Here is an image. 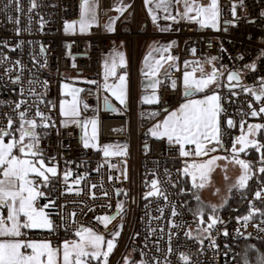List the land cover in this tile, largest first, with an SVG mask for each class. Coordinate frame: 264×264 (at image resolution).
<instances>
[{"label": "built area", "instance_id": "2783aa9c", "mask_svg": "<svg viewBox=\"0 0 264 264\" xmlns=\"http://www.w3.org/2000/svg\"><path fill=\"white\" fill-rule=\"evenodd\" d=\"M36 3L30 11L31 0H13L11 4L0 0V128L6 127L11 117L14 130L21 111H27V118L39 124L40 118L35 116L39 109L49 118L45 121L49 126L36 129L43 133L38 146L43 157L57 168V176L47 188L55 201L50 211L54 230L30 232L21 238L45 239L60 247L81 227L94 229L109 239L118 225L121 229L108 264H125L126 258L129 264H184L182 253L189 257L188 264H250L239 259L246 239L259 244L264 259V215L256 212L245 221L248 214L226 211L205 232L209 220L206 223L205 218L201 221L191 213L178 191L189 180L183 169L195 155L181 156L179 145L153 137L149 131L187 100L185 67L214 53L218 70L223 73L216 87L222 108L219 120L223 147L218 148L230 153L233 142L248 125L264 124V114L249 115L250 104L258 110L264 101H256L244 91H259L264 80V0H219V26L214 30L180 21L174 34L178 43L171 49L174 59L160 74L155 90L158 102L151 104H144L140 96V41L146 44L166 34L157 32L147 15H139L142 0L133 1L132 19H127L126 13L118 16L112 31L106 28V20L113 0H98L97 23L86 34L63 32L65 21L80 18L81 0ZM115 40H124L128 53L129 90L123 113L105 107L102 58L112 50ZM230 72L239 73V82L228 81ZM173 81L175 88L171 86ZM77 84L81 110L78 117L65 124L60 97L65 85ZM20 101L25 103L16 109ZM228 119L233 127L227 125ZM90 120L97 122L96 138L91 142L96 146L85 148L84 134L92 125L85 129L75 121ZM105 145L120 146L122 150L126 147V154L106 157ZM185 150L193 151L187 146ZM252 166L244 205L250 212L253 207L264 211V198L255 196L264 189V173L258 171L264 165L259 158L252 160ZM65 173H70L67 183ZM153 180L158 181L163 195L146 196L153 191ZM118 203L122 210L117 208ZM103 216L115 219L105 227L97 219Z\"/></svg>", "mask_w": 264, "mask_h": 264}, {"label": "snow or ice", "instance_id": "6c2138e0", "mask_svg": "<svg viewBox=\"0 0 264 264\" xmlns=\"http://www.w3.org/2000/svg\"><path fill=\"white\" fill-rule=\"evenodd\" d=\"M9 4L13 3V0H8ZM18 3V0H16ZM121 7L116 8V11L123 14V12L130 7V5H124L123 0H118ZM145 6L148 7L149 15L151 16L153 23H155L158 17L154 14V9L150 5L155 4L156 9H163L166 13H169L170 6L172 4L180 3V0H144ZM184 12L181 14L188 20H196L202 27L209 26V22L212 27H216V22L219 17V5L218 0H209L207 5L197 3V0H183ZM37 7L36 0H31L30 11ZM19 10V9H18ZM195 13V16L192 13ZM233 14L235 15V5H233ZM80 20L77 22L80 26V31L84 32L92 23L96 21V0H81L80 5ZM166 19L175 20L176 16L168 15ZM118 17L110 19L106 28L109 31L114 30L112 25ZM75 23L66 24L65 31L73 30ZM162 31L164 29H161ZM41 51H44L42 48ZM167 51V48L164 49ZM194 51V50H193ZM120 55V64L124 65L123 54ZM151 55V53L149 54ZM147 59V58H146ZM164 59V57H161ZM168 60L174 59L173 57H167ZM215 57L212 58L214 60ZM211 62V61H209ZM188 62H186L187 64ZM199 63V62H194ZM19 64V61H17ZM107 67V65H106ZM160 67V62H156V69L150 70L145 75H156V71ZM254 69L255 65H249ZM116 64L113 62L110 74L115 75ZM196 69L192 72H185L183 77V83L185 87L184 95L190 96L193 91L202 92L215 84L219 77L223 75L215 67L211 73L205 74L203 68H200L201 75L196 77ZM109 73H106V78ZM19 76L16 77L18 82ZM227 79L232 82H239L240 75L238 72H230ZM120 95L113 92V95H117V99L123 104L125 103L124 89L126 77L121 75L119 77ZM29 83H33L29 81ZM92 83H95L94 81ZM160 83L159 80L154 81L148 86L155 89L156 85ZM173 88L176 87V82L173 81ZM219 86V85H217ZM65 87H67L65 85ZM109 86L106 84L105 88ZM23 91V90H22ZM80 89H73V101H72V116H78L79 113L75 111L76 93ZM256 101H264V80L261 81V87L259 91L246 88ZM34 94V93H33ZM221 97L213 92L211 95H206L203 99L192 100L189 99L186 103L181 104L179 109L172 111L165 120L157 124L150 129L152 136L157 138L167 137L170 143H175L180 146V155L188 157L195 155L196 157L208 156L210 152H215L217 147H223L221 141V127L219 116L222 112ZM144 101L147 103L158 102V98L153 93L151 98L144 97ZM25 101L16 103L15 108L20 109L21 105ZM87 107V106H85ZM249 115L252 117L260 116L264 114V104H261L257 110L251 104ZM61 113H64V105L61 103ZM155 115V114H153ZM35 116L40 118L38 124L35 119L27 118V111L19 112L20 124L17 129L12 130L14 123L11 117L8 118V124L4 128H0V264H91L92 261H97L98 264H108V257L113 251L115 244L114 240H107L102 235L95 233L91 228L81 227L75 233L79 237L78 241H64L60 247H53L50 241H35L22 239L26 235L24 230L30 229H48L54 230L53 222L49 219L48 214L45 213L44 208L54 207L55 201H49V204L43 207H37V200L44 196L45 193L40 190L41 185L47 187L51 177L57 176V168L55 166L48 167L45 165L43 153L39 148V135L36 131L38 127H48L45 123L48 117L36 110ZM76 123H82L85 129L88 124L92 125L93 134L91 140L96 138V120L90 121H75ZM229 127H233V121L228 119L226 121ZM244 125L241 124L243 129ZM264 130V124H250L242 134L236 138L231 147L232 162L239 165L241 168V175L238 177L237 182L233 187L244 188L247 182L252 178L253 166L251 162L245 161L239 158L240 153H245L248 148H254L257 152L261 153L260 161L264 165V143H260L254 137L257 133ZM16 132L19 133L18 137ZM5 137H9L7 143H5ZM83 140V146L85 148L95 147V144H90L89 138H87V132H85ZM249 137H253L250 139ZM27 141V142H26ZM212 144V147H208ZM185 145H194V151H186ZM237 145H240L237 148ZM110 145L104 146V155L107 157L110 155ZM113 155L126 154V147L124 150L111 153ZM220 159H227V157L212 156L210 159L202 163H193L183 169L185 175H191L193 181V187L203 188L208 179V174L212 171L216 162ZM193 169V171H189ZM258 171L264 173V166H261ZM197 173H199L200 182L197 183ZM51 174V175H48ZM70 173L64 174V180L67 183ZM78 178L75 184L80 183ZM95 188L96 185H92ZM153 191H149L146 196L163 195L158 188V181L153 180L151 183ZM71 191V189H68ZM106 196L107 193H104ZM257 199L264 198V189L255 193ZM93 198L94 194H93ZM167 197H165L166 199ZM199 200V196L196 197ZM117 208L122 210V205L117 204ZM7 209V215H3V210ZM213 212L216 211V206H212ZM260 212L264 215V211L253 207L248 216L243 219L248 221L256 213ZM74 215V214H73ZM176 215L175 211L172 213ZM105 227L115 217L103 216L97 217ZM210 223L208 227L204 229L207 232L218 223V218L215 216L209 217ZM176 226V225H174ZM264 230V229H261ZM227 235V232L224 233ZM113 237L119 235L118 232L112 233ZM106 245V248L104 247ZM180 259L184 261V264H188L189 257L185 254L180 255ZM125 264H129L127 258ZM143 264V262H141ZM264 264V261H262Z\"/></svg>", "mask_w": 264, "mask_h": 264}, {"label": "crops", "instance_id": "0c3cea01", "mask_svg": "<svg viewBox=\"0 0 264 264\" xmlns=\"http://www.w3.org/2000/svg\"><path fill=\"white\" fill-rule=\"evenodd\" d=\"M133 1L134 0H123V4L124 5H130V7H131L133 5ZM197 3L202 4V5H207L209 3V0H197ZM112 5H113V8H112V11L110 13V17L106 20V25H108L110 19L116 18L119 15H121L120 12L116 11V8L121 7V4L118 2V0H113ZM218 5H219V0H218ZM150 6L153 7L154 14L158 17V19L155 23H153V20H152L151 16L149 15L148 7L145 6L144 0H142L141 7L139 10V15L142 17L144 15H147L149 20H150L149 23L151 24V26L157 32H160V33H163L166 35H163L161 37L152 38L146 44L144 41H140V48L138 51L139 52V72H140L139 85H140V89H141V94H140L141 100L144 104H151V103L145 102L144 97L147 96V97L151 98L153 96V93H155V90L159 86V84H158V85H156L155 89H153V88L149 87L148 85L153 83L156 80L160 81V74L163 73L167 69L168 64L171 61V60H168L167 57L171 56L172 47L178 43V37L174 34L178 30L179 22L180 21H190L181 15L184 12L183 0H180V3H178V4H172L170 6L169 13H166L163 9H156L155 4L150 5ZM130 7H128L123 12V13H126L125 17L129 20L132 19V16L134 14V12L132 11V9ZM219 10H220V7H219ZM169 14L172 16H176V19L175 20L166 19L165 17L168 16ZM192 15L195 16V13L193 12ZM219 18H220V11H219V17H218L217 22H216V27H212L210 22H209V26H207V27H202L199 23L196 22V20H191L190 22H194L199 27L204 28L206 30H214L219 26ZM116 20L117 19H115V22H116ZM115 22H114V24H115ZM114 24L112 25V27L114 26ZM161 29H164V30L162 31ZM118 41L119 40L114 41V47L112 48V50L102 58V70H103V74L105 77L104 95H105L106 99L109 100L115 106V108H116L115 112L116 113H123L126 111V101H127V97H128V90H129L128 53H127L125 41L121 40L120 43ZM165 48H167V51H164ZM121 53L123 54V58H124V65L123 66H121V64H120V55L119 54H121ZM150 53H151V55H149ZM161 57H164V59H161ZM157 61L160 62V67L156 71V75H150V74L145 75V73H149L150 70L156 69V62ZM209 61H211V62H209ZM113 62H115V64H116V68H115L116 74L115 75L110 74ZM106 65H107V67H106ZM216 66H218L216 60H212L211 57L207 56V57H204L197 64L187 65L184 69L183 77H184V73L186 71L192 72L193 69H196L195 75H196V77H199L201 75L200 68H203V72L205 74H207V73H211L214 67L216 69H218ZM106 73H109L107 75V78H106ZM121 75H124L126 77L125 89H124L125 103H123V104L120 102L119 99H117V95H120V88L118 87V85L120 84L119 77ZM106 84L109 86L108 88H105ZM217 84H218V80L215 84L211 85L209 88L205 89L202 92H195L194 91L187 99L199 100V99H203L206 95L213 94V92L218 94L216 91ZM78 85L79 84H77V86L64 87L65 91L61 95L60 100H61V98H66L68 100L73 99L72 90L73 89H80V86H78ZM113 92H116L117 95H113ZM79 94H80V91L78 93H76V100H78V105L80 104V99L78 96ZM155 96H156V94H155ZM186 102H184V103H186ZM153 103H155V102H153ZM178 109L179 108H177L176 110H178ZM176 110H173V111H176ZM171 112L166 114V116L161 121L156 123L155 125L162 123L165 120V118ZM154 126H152L151 129H153ZM97 131H98V128L96 126V134H97ZM86 132H87V138H89V142L90 143L93 142V140H91V137H90V135L93 134L92 126L90 129L87 128ZM84 138H86L85 134H84ZM162 138L168 141L167 137H162ZM9 139H10L9 137H6L5 143H7ZM185 146L190 147L194 151V148H195L194 145H185ZM119 151H122V148L120 146H113V147L109 148L110 155H111V153H115V152H119ZM43 158L49 164H51L45 157H43ZM53 166H55V165H53ZM48 175H51V174H48ZM2 178L3 177L0 176V179H2ZM52 179H53V177H51L50 182ZM50 182H49V184H50ZM47 188H48V186L44 187L43 185H41L40 190L43 191L45 193V195L40 197L37 200V207H43L44 205L49 204V201L51 200V196H50V192ZM44 211L46 214H48L49 219H50L51 206L44 208ZM3 215H5V216L7 215V209L3 210ZM47 230L48 229H30V230H24V231L26 233H30V232H35V231H47ZM28 240H35L36 241L37 239H28Z\"/></svg>", "mask_w": 264, "mask_h": 264}, {"label": "rangeland", "instance_id": "374dc122", "mask_svg": "<svg viewBox=\"0 0 264 264\" xmlns=\"http://www.w3.org/2000/svg\"><path fill=\"white\" fill-rule=\"evenodd\" d=\"M97 6H98V0H96V21L94 23H92L91 26L88 27L84 32L80 31L79 23H77L81 17L78 20H67V21H65L64 25H63V32L65 34H76V33L86 34V33L90 32L91 28L97 23ZM73 23H75V28L73 30H69L66 32L65 31V25L66 24H73ZM120 41L121 40H119L118 42L120 43ZM213 57H215L214 60H216L217 53H214L213 56L211 57V59ZM216 67L218 68V66H216ZM187 100H189V99H187ZM72 101H73V99L68 100L66 98H61V100H60V112H61V103L63 102L64 113H67V114L61 113V116L64 119L63 123H65V124L70 123L71 118H75V117L79 116V115L78 116H72L71 115V112L73 110ZM186 101H184V102H186ZM183 103H181V104H183ZM80 110H81V106H80V104L78 105V100H76L75 111H77L79 113ZM243 131H245V130H243ZM241 134H242V132L239 134V136ZM90 137H92V134L90 135ZM249 138L252 139L253 137H249ZM208 147L209 148L212 147V144H209ZM239 147H240V145H237V148H239ZM246 152L240 153L239 158L243 159L245 161L251 162V164H252L253 159H251L249 157V155L246 154ZM212 156L227 157V159H220L216 162V165L213 167L212 171L208 174L207 182L205 183V186L203 188L193 187V181H192L191 175H188L190 190H191L192 195H193L195 202H196L193 205V207H191L190 209H191L192 213L195 216H197L201 221L204 220L205 216L208 217V220H209V217H211V216H215L218 218L220 214L227 211V210H224V207L227 204V201L230 198V196L232 194H234L235 192H243L244 189L247 188V185L244 188L233 187V185L236 184L238 177L241 175L242 170L239 167V165L232 162L231 151H230V153H226L217 147V150L215 152H210L208 154V156H201V157L193 156V157H191L188 160V163H189V165L193 164V163H202V162L210 159ZM44 162H45V165L48 167L53 166L52 164H49L45 159H44ZM189 171L191 172V171H193V169H189ZM197 177H198L197 183H199L200 182L199 173H197ZM248 182H247V184H248ZM197 196H199V200H197V198H196ZM212 206H216L215 212H213ZM209 222H210V220H209ZM110 224H111V222L108 223L107 227ZM120 229H121V226L117 225L113 229L112 233L119 232ZM92 230L95 233L102 235L98 231H96L94 229H92ZM78 240H79V237L74 235V237L72 239H68L66 241L71 242V241H78ZM107 240H114V244L116 245V238H114L112 234H111V237L109 239H105V241H107ZM36 241H47V240L37 239ZM52 246L57 247V246H54L53 244H52ZM104 247L106 248V245ZM252 261H254V262H252L250 264H262V261H264V259H263V257H260V258L257 257V258H255V260H252ZM91 264H98V262L92 261Z\"/></svg>", "mask_w": 264, "mask_h": 264}, {"label": "trees", "instance_id": "16d2710c", "mask_svg": "<svg viewBox=\"0 0 264 264\" xmlns=\"http://www.w3.org/2000/svg\"><path fill=\"white\" fill-rule=\"evenodd\" d=\"M20 122L15 123V125L13 126V129H17L19 127ZM38 135L41 136L43 135V133L38 130ZM16 136L18 137V133H15ZM255 139L257 141H259L260 143H264V130H262L260 133H257L255 136ZM264 151V150H262ZM247 155H249V157L251 159H259L261 156L260 152H257L254 148H248ZM248 188L244 189L243 192H235L234 194H232L230 196V198L227 201V204L224 207V210L227 211H234L237 212V214L240 215H246L250 213L249 209H248V205H244L245 201H246V196L245 194L248 192ZM178 191H179V196L180 198L185 202L187 208L191 211V207H193V205L196 203L195 199L192 195V192L190 190V184H189V180H187V182L183 185H180L178 187ZM205 222H208V217L205 216ZM259 244L253 242L250 239H246L245 241L242 242V249H241V253L239 256V259L241 262H244L246 260H248L250 263L254 262L252 260H255V258L257 257H262L260 250L258 249ZM260 247V246H259ZM252 259V260H251Z\"/></svg>", "mask_w": 264, "mask_h": 264}, {"label": "water", "instance_id": "95a60500", "mask_svg": "<svg viewBox=\"0 0 264 264\" xmlns=\"http://www.w3.org/2000/svg\"><path fill=\"white\" fill-rule=\"evenodd\" d=\"M228 77V76H227ZM229 81V80H228ZM229 87H232L233 85L232 84H228ZM194 92V91H193ZM192 92V93H193ZM189 97V96H187ZM105 107L107 110H110V111H115V106L109 101V100H106L105 101ZM249 236V235H248Z\"/></svg>", "mask_w": 264, "mask_h": 264}, {"label": "bare ground", "instance_id": "6f19581e", "mask_svg": "<svg viewBox=\"0 0 264 264\" xmlns=\"http://www.w3.org/2000/svg\"><path fill=\"white\" fill-rule=\"evenodd\" d=\"M115 125H116V127H118V128L120 127V125H119L118 123H117V124H115Z\"/></svg>", "mask_w": 264, "mask_h": 264}]
</instances>
